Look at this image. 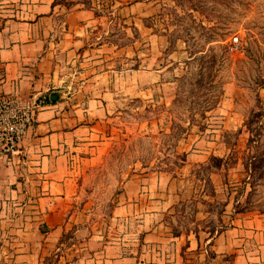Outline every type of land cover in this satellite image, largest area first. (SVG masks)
Here are the masks:
<instances>
[{
    "label": "crops",
    "instance_id": "1",
    "mask_svg": "<svg viewBox=\"0 0 264 264\" xmlns=\"http://www.w3.org/2000/svg\"><path fill=\"white\" fill-rule=\"evenodd\" d=\"M100 7L101 0H0V95L36 104L19 153L0 151V264H264V214H234L229 204L212 236L201 228L203 211L193 230H179L171 214L183 193L165 170L132 176L108 214L82 200L121 116L144 103L169 106L174 96L154 41L143 50L137 36L114 41ZM154 14L148 1L113 12L147 35L153 30L139 22ZM197 141L187 151L193 162L212 152Z\"/></svg>",
    "mask_w": 264,
    "mask_h": 264
},
{
    "label": "rangeland",
    "instance_id": "2",
    "mask_svg": "<svg viewBox=\"0 0 264 264\" xmlns=\"http://www.w3.org/2000/svg\"><path fill=\"white\" fill-rule=\"evenodd\" d=\"M146 1L155 14L139 25L151 34L113 16ZM101 6L114 41L137 36L144 42L140 50L154 41L174 96L169 106L144 103L137 113L121 116L117 140L83 183L82 200L108 214L132 176L165 170L185 199L171 214L179 230H193L203 211L201 228L212 236L229 204L234 214H264V0H101ZM235 37L239 50L230 51ZM158 120L162 131L147 125ZM199 137L212 152L193 162L187 151L196 149Z\"/></svg>",
    "mask_w": 264,
    "mask_h": 264
},
{
    "label": "built area",
    "instance_id": "3",
    "mask_svg": "<svg viewBox=\"0 0 264 264\" xmlns=\"http://www.w3.org/2000/svg\"><path fill=\"white\" fill-rule=\"evenodd\" d=\"M230 51H238L240 42L235 37ZM36 104L16 95H0V151L16 155L29 130L35 123Z\"/></svg>",
    "mask_w": 264,
    "mask_h": 264
},
{
    "label": "water",
    "instance_id": "4",
    "mask_svg": "<svg viewBox=\"0 0 264 264\" xmlns=\"http://www.w3.org/2000/svg\"><path fill=\"white\" fill-rule=\"evenodd\" d=\"M59 99H60V94L59 93H53L51 95V101L52 102L58 101Z\"/></svg>",
    "mask_w": 264,
    "mask_h": 264
}]
</instances>
